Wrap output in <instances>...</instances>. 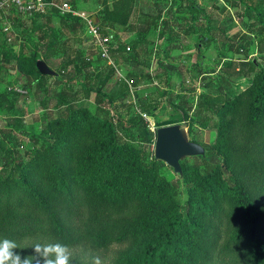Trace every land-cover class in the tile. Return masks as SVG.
Returning a JSON list of instances; mask_svg holds the SVG:
<instances>
[{"label":"trees","instance_id":"obj_1","mask_svg":"<svg viewBox=\"0 0 264 264\" xmlns=\"http://www.w3.org/2000/svg\"><path fill=\"white\" fill-rule=\"evenodd\" d=\"M133 1L112 0L104 7L97 23L101 34L110 36L104 25H127ZM11 10L19 22L23 16ZM57 15L31 17L43 24L35 40L26 32L30 51L16 58L21 74L33 78L25 88L51 77L63 83L59 75L43 76L36 68L40 50H50L44 60L53 57ZM256 18L264 29V11ZM59 23L74 30L81 21L62 17ZM234 45V53L246 59L247 44ZM258 49L264 53V41ZM79 63L69 62L77 75L88 65ZM224 67L236 77L252 76L249 87L230 95L224 92L228 78L220 73L218 85L206 84L216 94H201L194 108L184 94L161 92L174 110L218 119L210 150L181 162V177L169 179L165 170L171 169L154 159L155 134L137 112L152 116L156 105L137 98L140 108L123 115L117 103L129 95L127 86L116 95L104 91L112 67L86 75L88 82L78 90L72 81L63 84L57 98L61 115L32 135L23 156L7 146L16 125L0 130V264H89L67 257L66 250L77 247L114 248L107 264H264V62L237 58ZM92 94L94 112L81 104ZM183 121L191 130L186 113L155 129Z\"/></svg>","mask_w":264,"mask_h":264},{"label":"rangeland","instance_id":"obj_2","mask_svg":"<svg viewBox=\"0 0 264 264\" xmlns=\"http://www.w3.org/2000/svg\"><path fill=\"white\" fill-rule=\"evenodd\" d=\"M68 2L76 12L93 18L96 23L101 22L104 7L112 5V0ZM7 10L6 15L0 17V130L7 124L16 125L11 126L13 140L5 142L23 156L32 147V135L41 131L46 122L61 115L63 107L57 98L62 85L72 81L74 90H78L81 84L88 82L86 75L95 76L112 66H107L95 52L82 19L57 15L52 22L56 35L50 39L56 46L53 57L44 60L43 54L49 53V49L40 50L37 57L57 77L59 75L63 83L57 85L54 82L56 77H51L43 83L32 81L25 88L33 78L21 74L16 58L30 51L26 32L35 40L43 20L21 17L19 22L14 21L11 8ZM258 10L264 11V0H134L127 25L107 24L101 27L104 33L112 36L114 62V74L104 91L119 94L125 88V80H132L130 88L126 85L129 95L122 103H117L121 114L125 115L132 106L139 109L137 98L149 100L157 109L152 116L147 114L145 122L155 134L157 125L181 119L186 113L192 117V129L189 130L188 122L177 124L186 127L189 140H196L206 153L215 139L218 119L209 114L198 116L186 108L174 110L168 102L169 96L162 98L161 92L179 97L184 94L188 106L194 108L201 94H216V90H208L206 84L211 80L218 85L220 73H224L229 81L224 92L237 95L245 91L252 76L236 77L231 68L226 70L224 66L230 59L237 58L240 61L264 62V53L258 49L260 40L264 41V29L256 18ZM62 17L76 18L81 23L74 30L63 28L59 23ZM152 22L154 26L150 29L139 30L140 26L146 27ZM236 41L247 44L246 59L243 53H234ZM81 59L88 65L81 69V75H77L69 62L80 64ZM222 68H225L223 72L220 71ZM67 99L71 101L70 97ZM81 104L91 112L96 109L93 94ZM173 104L176 106L177 102ZM2 135L0 131V139L5 140ZM1 162L3 164L5 160ZM165 172L169 179L178 176L169 169ZM184 199L181 189L178 201L182 203ZM114 251V248L93 250L77 247L66 250V255L84 263L107 264Z\"/></svg>","mask_w":264,"mask_h":264},{"label":"built area","instance_id":"obj_3","mask_svg":"<svg viewBox=\"0 0 264 264\" xmlns=\"http://www.w3.org/2000/svg\"><path fill=\"white\" fill-rule=\"evenodd\" d=\"M8 8H14L23 17L55 12L58 15H71L82 19L87 30L89 41L93 45L95 52L107 66L114 67V62L110 55L112 36H104L101 34L93 18H88L83 13L76 12L67 0H0V16L6 14ZM127 50L129 49L127 48ZM125 83L130 88L133 82L132 80H125ZM137 112L145 121L147 115L141 113L139 110Z\"/></svg>","mask_w":264,"mask_h":264},{"label":"water","instance_id":"obj_4","mask_svg":"<svg viewBox=\"0 0 264 264\" xmlns=\"http://www.w3.org/2000/svg\"><path fill=\"white\" fill-rule=\"evenodd\" d=\"M38 72L43 76H56L45 62H36ZM153 156L156 161L163 162L174 174L181 177V162L188 158L205 156V149L188 138L186 127L181 124L162 126L155 131Z\"/></svg>","mask_w":264,"mask_h":264},{"label":"crops","instance_id":"obj_5","mask_svg":"<svg viewBox=\"0 0 264 264\" xmlns=\"http://www.w3.org/2000/svg\"><path fill=\"white\" fill-rule=\"evenodd\" d=\"M68 1V0H67ZM4 15H6V14H4Z\"/></svg>","mask_w":264,"mask_h":264}]
</instances>
